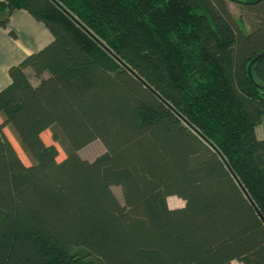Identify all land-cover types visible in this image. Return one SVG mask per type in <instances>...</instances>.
Here are the masks:
<instances>
[{
  "label": "trees",
  "instance_id": "obj_1",
  "mask_svg": "<svg viewBox=\"0 0 264 264\" xmlns=\"http://www.w3.org/2000/svg\"><path fill=\"white\" fill-rule=\"evenodd\" d=\"M17 10L53 40L0 90V264H264V0H0V26Z\"/></svg>",
  "mask_w": 264,
  "mask_h": 264
},
{
  "label": "crops",
  "instance_id": "obj_2",
  "mask_svg": "<svg viewBox=\"0 0 264 264\" xmlns=\"http://www.w3.org/2000/svg\"><path fill=\"white\" fill-rule=\"evenodd\" d=\"M232 9V3L230 4ZM6 12L0 15V19ZM16 36H12L11 32ZM53 40L50 31L26 10H17L9 20L6 28L0 26V90L11 83L9 70L12 66L20 64L26 57L38 52ZM26 74L33 84L38 80L32 70L27 69ZM259 139H264V117L262 123L256 128Z\"/></svg>",
  "mask_w": 264,
  "mask_h": 264
},
{
  "label": "rangeland",
  "instance_id": "obj_3",
  "mask_svg": "<svg viewBox=\"0 0 264 264\" xmlns=\"http://www.w3.org/2000/svg\"><path fill=\"white\" fill-rule=\"evenodd\" d=\"M232 10L236 18H240L243 20V23L246 28L249 27V24L245 20V18L241 17L240 9L235 5L232 4ZM0 122H2V119L0 117ZM6 136L9 138V140L12 142L13 146L18 152L19 157L21 160L28 166L32 164V159L21 149V146L19 142L17 141L16 136L13 134V132L10 130V128H5L4 130ZM42 139L48 146H55L59 152L58 161H62L67 157V150L65 149L64 145L60 141H54L53 139V132L52 130L45 131V133L42 134ZM106 152L104 145L101 141H95L91 143L90 145L86 146L82 150L79 151V155L82 159L88 160V161H94L96 158L101 156ZM113 190L115 194L117 195L118 199L123 203V194L120 187H113ZM168 205L172 209L177 208H183L185 206V202L181 200L178 197H170L168 198ZM234 264H240L238 262H235Z\"/></svg>",
  "mask_w": 264,
  "mask_h": 264
},
{
  "label": "water",
  "instance_id": "obj_4",
  "mask_svg": "<svg viewBox=\"0 0 264 264\" xmlns=\"http://www.w3.org/2000/svg\"><path fill=\"white\" fill-rule=\"evenodd\" d=\"M57 4H59L58 2H57ZM59 6H61L60 4H59ZM62 7V6H61ZM63 8V7H62ZM64 9V8H63ZM76 20V19H75ZM90 35H92L94 38H95V36L87 29V28H85L78 20H76ZM99 43L103 46V47H105L106 49H108L102 42H100L99 41ZM109 50V49H108ZM110 51V50H109ZM111 52V51H110ZM261 58H264V52H262V53H260L252 62H251V64L249 65V67H248V73H249V76H250V78H251V80H253V77H252V66L258 61V60H260ZM127 69H129V70H131L124 62H121ZM132 71V70H131ZM132 73L134 74V75H136L137 77H138V79L150 90V91H152L156 96H158L160 99H162V97L151 87V86H149L142 78H140L134 71H132ZM163 100V99H162ZM164 101V100H163ZM165 102V101H164ZM171 109H173L167 102H165ZM195 131H197L201 136H202V134L198 131V130H196L195 129ZM203 137V136H202ZM211 145H212V143H211ZM214 148H215V150L217 151V152H219L218 151V149L214 146V145H212ZM219 154L221 155V153L219 152ZM222 156V155H221ZM223 157V156H222ZM223 159H224V157H223ZM225 160V159H224ZM226 161V160H225ZM235 176V175H234ZM236 177V176H235ZM237 178V177H236ZM238 180V179H237ZM239 182V181H238ZM240 183V182H239ZM257 214H258V216H259V218L261 219V221L264 223V215L261 213V211H259L258 209H257Z\"/></svg>",
  "mask_w": 264,
  "mask_h": 264
}]
</instances>
